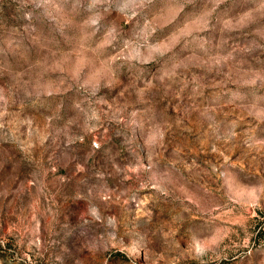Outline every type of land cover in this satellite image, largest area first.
<instances>
[{"label": "rangeland", "instance_id": "obj_1", "mask_svg": "<svg viewBox=\"0 0 264 264\" xmlns=\"http://www.w3.org/2000/svg\"><path fill=\"white\" fill-rule=\"evenodd\" d=\"M0 264H264V0H0Z\"/></svg>", "mask_w": 264, "mask_h": 264}]
</instances>
